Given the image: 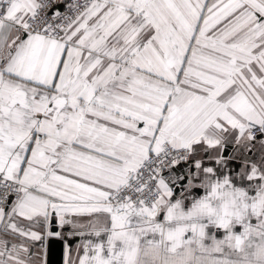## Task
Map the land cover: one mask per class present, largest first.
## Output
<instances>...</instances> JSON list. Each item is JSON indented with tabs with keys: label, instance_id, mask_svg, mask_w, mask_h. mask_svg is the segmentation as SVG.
I'll return each mask as SVG.
<instances>
[{
	"label": "snow or ice",
	"instance_id": "6c2138e0",
	"mask_svg": "<svg viewBox=\"0 0 264 264\" xmlns=\"http://www.w3.org/2000/svg\"><path fill=\"white\" fill-rule=\"evenodd\" d=\"M56 2L0 0V264H264V154L203 156L264 148V0Z\"/></svg>",
	"mask_w": 264,
	"mask_h": 264
},
{
	"label": "crops",
	"instance_id": "0c3cea01",
	"mask_svg": "<svg viewBox=\"0 0 264 264\" xmlns=\"http://www.w3.org/2000/svg\"><path fill=\"white\" fill-rule=\"evenodd\" d=\"M262 154H264V148H262L261 145L258 144L256 141H253L252 146L247 151H245L244 148L238 145H235L234 143H229L223 150V155L226 160L225 165L218 166L216 165L214 160L209 161L207 159V154H203V156H204L205 164L207 166H212L216 168L218 171V174L220 175L228 174L231 176H237L241 167H243L242 160L251 159L252 161L259 162ZM229 156H235L236 159L229 160L227 159ZM182 169H179V171H182ZM225 169H227L226 173H225ZM186 180H187V176H186ZM237 183H238V186L248 187V185L252 182H249L247 180H238ZM191 191L193 195L196 197H200L204 194V190L198 187L193 188ZM179 193H180V190L177 193V195L173 197V199H176L179 196ZM189 203L190 201H185L186 206ZM94 215L99 217L100 224L102 225L104 223L103 214H94ZM74 219H79L83 222H87L91 219V217L85 216V217H79V218H74ZM53 229H57V231L54 232ZM50 231L52 232V235H45L42 248L40 247V242H35V244L32 245L30 248V250L36 251L38 254L41 255L43 264H48V241L52 238L61 239L64 242L63 264H67L69 259H72L73 261L77 260V254L78 253L82 254L83 252L82 245L86 238H82L80 235L75 234L72 227L68 224H65L63 227H60L58 225V221L56 220H53ZM210 231H213V230L210 229ZM216 236L217 238H222L223 232L217 231ZM6 239L10 241L14 240V242L16 243L21 242L19 238H14L12 236L6 237Z\"/></svg>",
	"mask_w": 264,
	"mask_h": 264
},
{
	"label": "water",
	"instance_id": "95a60500",
	"mask_svg": "<svg viewBox=\"0 0 264 264\" xmlns=\"http://www.w3.org/2000/svg\"><path fill=\"white\" fill-rule=\"evenodd\" d=\"M188 165H185L182 171H177V176H184L186 182V168ZM55 228V227H54ZM54 232L57 229H53ZM63 254H64V242L61 239L52 238L48 241V264H63Z\"/></svg>",
	"mask_w": 264,
	"mask_h": 264
},
{
	"label": "built area",
	"instance_id": "2783aa9c",
	"mask_svg": "<svg viewBox=\"0 0 264 264\" xmlns=\"http://www.w3.org/2000/svg\"><path fill=\"white\" fill-rule=\"evenodd\" d=\"M65 2H70V0H65ZM80 2H81V4H83L84 0H80ZM56 7H59L63 11L64 10V3H61L60 0H57V2L53 4V8L50 9L49 12L55 10ZM260 138H262V137L260 136L259 133H257V140H259ZM185 165H187V164L181 163L179 165H176L173 168L174 174L177 175L176 172L179 171V169H182ZM179 190H180V187H177L176 188V195L179 192ZM11 199H12V197H9V200H11Z\"/></svg>",
	"mask_w": 264,
	"mask_h": 264
}]
</instances>
